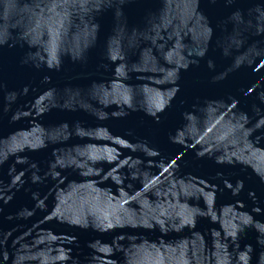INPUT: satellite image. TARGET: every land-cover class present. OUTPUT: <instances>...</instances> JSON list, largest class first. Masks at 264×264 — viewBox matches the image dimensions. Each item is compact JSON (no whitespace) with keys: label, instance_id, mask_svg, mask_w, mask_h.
I'll list each match as a JSON object with an SVG mask.
<instances>
[{"label":"water","instance_id":"water-1","mask_svg":"<svg viewBox=\"0 0 264 264\" xmlns=\"http://www.w3.org/2000/svg\"><path fill=\"white\" fill-rule=\"evenodd\" d=\"M0 264H264V0H0Z\"/></svg>","mask_w":264,"mask_h":264}]
</instances>
